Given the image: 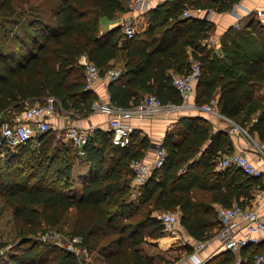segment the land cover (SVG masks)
Listing matches in <instances>:
<instances>
[{"label": "trees", "instance_id": "obj_1", "mask_svg": "<svg viewBox=\"0 0 264 264\" xmlns=\"http://www.w3.org/2000/svg\"><path fill=\"white\" fill-rule=\"evenodd\" d=\"M236 1L169 0L149 10L151 23L145 33L127 37L123 24L100 30L101 18H114L125 10V0H34L32 16L23 15L26 10L18 8L16 0H0V117L11 119L50 95L65 112L92 111L97 96L86 84L80 61L87 55L102 74L110 67L121 68L109 90L111 102L123 108L141 103L149 93L164 104H181L170 70L187 72L191 58H199L197 104L217 98L220 112L238 120L255 99L256 85L264 82V24L257 19L250 23L261 40L260 57L234 51L229 60H217L202 43L210 21L184 15L190 5L227 10ZM256 130L264 140V113ZM57 132L51 127L19 145L32 142V164L8 170L0 163V194L12 205L23 238L0 253V264H81L75 251L38 237L61 224L72 210L71 235H80L81 244L106 264H162L161 255L156 254V260L141 249L148 238L165 234L155 211L178 210L180 224L193 239L207 240L221 227L216 203L250 206L256 188L264 187L261 177L240 167L217 168L219 156L233 150L228 130H214L202 115H183L163 139L166 161L135 186L136 198L131 162L145 156L150 138L133 129L130 143L121 146L113 141L112 129L96 128L85 144V155H80L81 162L90 165V179L82 195L75 196L69 191L78 149L72 141L57 140ZM8 149L0 146V158L5 150L11 155L7 163L21 159ZM187 249L192 251L193 245ZM262 250L264 241L245 245L238 254L223 249L204 264H256L255 254Z\"/></svg>", "mask_w": 264, "mask_h": 264}, {"label": "crops", "instance_id": "obj_2", "mask_svg": "<svg viewBox=\"0 0 264 264\" xmlns=\"http://www.w3.org/2000/svg\"><path fill=\"white\" fill-rule=\"evenodd\" d=\"M166 1L169 0H148L144 5L140 6L134 4L133 0H125V10L118 12L114 18L105 16L101 18L100 30L105 32L115 26L122 25L124 22L131 21L138 27L139 33H145L149 29L151 23L149 10ZM233 6L227 10H218L214 7L200 8L192 5L188 7L193 16L207 18L210 21L208 36L202 40L205 52L211 58L217 60H229L234 51L246 53L254 58L260 57L262 53L261 40L250 23L253 19H257L264 24V21H262V18H264V0H242L241 5L235 8V10H233ZM87 59V55H82L80 61L83 63ZM170 71H172L173 76L179 74L173 69ZM196 83L193 91L189 97L186 98V102L188 103L187 106L164 109L159 112L139 110L137 107L139 104L130 108L122 107L124 111H130V113L124 117V120L130 124L133 129L139 130L143 136L146 135L151 140V145L146 149L143 160L154 163L157 156L156 146L162 144L167 132L179 126V118L181 116L202 115L212 122L214 130H228L233 149L246 151L250 159L264 172V140L259 138L256 130L257 119L264 113V82L256 85L255 99L250 103L248 108L238 116L239 119L234 120L246 129L250 135L245 131L231 132L232 121L229 118L218 112L206 111L202 106L198 105L196 102ZM109 85L110 80L105 76L96 79L91 85V89H93L97 96L93 102V110L88 113L63 112L52 119L51 127L58 131H62L67 125L75 123L84 128L111 129L110 119L114 113H108L100 107L101 104H113L110 100ZM206 146L207 144L204 145L202 149H205ZM76 159V163H81L80 154H76ZM80 163L79 165H81ZM82 164L84 173L89 180L91 175L90 165L85 162H82ZM217 166L218 169L223 168L219 165ZM262 180L264 182V177H262ZM85 184H83L82 188ZM135 186L136 185L133 184L132 196L136 198L138 193L136 188L138 187L136 186L135 188ZM262 189H264V187L256 188L250 206L257 207L261 212H264V191H262ZM73 191L72 187L69 192L73 193ZM215 205L217 208L222 206L219 203ZM154 214L159 215L160 211H155ZM236 226L238 229L241 228L243 226V220L238 219ZM179 230V236L170 235L165 232L164 235L156 238L155 247H159L160 245L162 251H164V248H167V250L169 249L171 253L167 256L170 257L174 256L173 251H177V254H175L177 257H173V260L170 261L172 264H195V257L193 255L196 252V241L181 224H179ZM217 230L218 228L216 227L214 229V235ZM188 244L193 245L192 251H188ZM222 249L223 247L219 239L212 237L207 239L205 246L199 249L197 254L206 261ZM179 251L181 253H178ZM148 254L155 256L156 260L158 259V253H156L157 255L154 253Z\"/></svg>", "mask_w": 264, "mask_h": 264}, {"label": "built area", "instance_id": "obj_3", "mask_svg": "<svg viewBox=\"0 0 264 264\" xmlns=\"http://www.w3.org/2000/svg\"><path fill=\"white\" fill-rule=\"evenodd\" d=\"M147 1L148 0H133V3L141 6ZM241 2L242 0L236 1L233 10L238 8ZM190 14V9L186 8L184 10V15ZM262 21H264V18H262ZM123 26L127 37H133L137 33L134 22H124ZM191 61L192 66L189 71L173 76V83L180 90L183 97V102L181 104L172 102L164 104L155 93H149L145 95L141 103H139V106H137L139 110L159 112L164 109L187 106L188 103L186 102V98L189 97L194 89L196 81L202 74V63L200 59L194 57ZM83 64L85 65L84 73L88 87H91L92 83L101 76H105L108 80L113 81L119 79L121 75V68L119 67H110L106 70L105 74H102L97 64L89 58L84 61ZM100 107L108 113H114L110 119L113 141L121 146L128 145L131 140L133 127L124 120V117L128 115L130 111H124L122 107H118L114 104H101ZM202 108L209 112L221 113L218 108L217 98H212L211 101L204 103ZM63 112H65V110L56 103V98L50 95L44 101H37L29 104L21 113L17 114L13 120L0 117V146L9 148L19 146L32 137H35L37 133L51 128L52 119ZM227 118L232 121L231 132L245 131L249 134V132L234 121V119L230 117ZM94 132L95 129L92 127L84 128L75 123H71L62 131H58L57 137L63 138L65 141H72L78 149V154L85 155V144L89 141L90 137L94 135ZM156 149L157 156L154 163L146 162L143 158H138L131 162L134 169L133 181L137 187L151 176L155 167L162 166L166 161L167 152L162 144L157 145ZM218 159V165L223 168L237 166L249 175L261 178L264 177L263 170L250 159L248 153L244 150L233 149L232 151L223 153ZM262 191H264V189H262ZM159 217L162 220L166 233L179 236L180 214L178 210H163L160 212ZM218 218L221 227L217 230L214 237L219 239L223 249H230L232 252L238 254L243 246L248 244L257 245L264 239V212H261L257 207L248 205L243 206L238 201H234L231 205L220 206L218 208ZM238 219L243 220V226L239 229L236 226ZM38 237L57 241L61 246L75 251L80 258L86 259L91 255L88 248L81 244L83 239L80 235L70 234L69 236H62L61 233L53 227H48L45 231L40 233ZM206 241L207 240L196 241V252L193 255L195 257V264H204L205 259L199 257L197 251L205 246ZM239 260L240 257H238V262ZM255 263L264 264V250L255 254Z\"/></svg>", "mask_w": 264, "mask_h": 264}, {"label": "rangeland", "instance_id": "obj_4", "mask_svg": "<svg viewBox=\"0 0 264 264\" xmlns=\"http://www.w3.org/2000/svg\"><path fill=\"white\" fill-rule=\"evenodd\" d=\"M33 1L34 0H16V6L18 8L23 9V10H26V12H23V15L28 14V15L32 16V2ZM135 28H136L137 32H139V29L136 26V24H135ZM9 118H11L10 120L14 119V117H9ZM56 138H57V140L61 139L66 143H71L70 141H65L63 138H58V137H56ZM8 150H11L13 152V154H15L14 157L21 155L20 156L21 159L18 161L16 159H14L13 162L7 163V159H9L11 157V155L7 154L6 151L4 150L2 153V156H1L2 158H0V159H2L0 161L2 168L5 169L8 166L11 168L12 167L13 168L19 167L24 162L25 163L27 162L28 164H30V163L32 164V142L29 145L17 146L14 148H10ZM79 163L80 162L75 163L73 166V173L75 175L74 176L75 180H74V185L72 187L74 190L73 194L75 196H81L82 195V189H83L82 186H83V184H85L88 181V177H86L87 175L84 173L83 164L81 162L80 163L82 165L81 166V165H79ZM8 170H10V169H8ZM25 173L26 172H24V174ZM7 179H11V176L8 177ZM73 220H74V214H73V210H72V212L69 213L67 218H65V220L61 224H59L58 226L53 227V228L55 230H57L58 232H60L62 236H69L71 234L70 231L72 229L71 224H72ZM17 227H18V224L15 221L14 209H13L12 205H10L9 202H7L6 199L0 194V244L4 243L3 246H0V253H3L5 250H9L13 247H16V245H19L21 243L23 238L21 237L22 235L20 234V231ZM148 240L149 241L143 242L141 244V249L144 252L154 253V254L158 253L159 255H161V258H159V259L161 260L162 264L169 263L170 261L173 260L172 259L173 257H177V256H175V254H177V251H173L174 256L170 257V256H167L168 254L170 255V253H171L169 251V249L167 250V248H164V251H162L160 245H159V247H155L156 246V238H148ZM55 242L58 243L57 241H55ZM178 253H181V252L179 251ZM80 262H81V264H106L104 258L102 256H100L95 251L93 253H91V255L89 257H87L86 259L80 258Z\"/></svg>", "mask_w": 264, "mask_h": 264}]
</instances>
